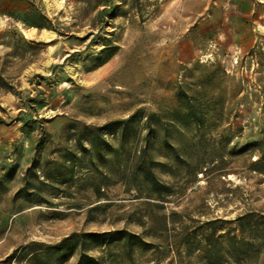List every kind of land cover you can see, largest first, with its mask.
Masks as SVG:
<instances>
[{
    "label": "rangeland",
    "instance_id": "obj_1",
    "mask_svg": "<svg viewBox=\"0 0 264 264\" xmlns=\"http://www.w3.org/2000/svg\"><path fill=\"white\" fill-rule=\"evenodd\" d=\"M264 264V0H0V264Z\"/></svg>",
    "mask_w": 264,
    "mask_h": 264
},
{
    "label": "trees",
    "instance_id": "obj_2",
    "mask_svg": "<svg viewBox=\"0 0 264 264\" xmlns=\"http://www.w3.org/2000/svg\"><path fill=\"white\" fill-rule=\"evenodd\" d=\"M84 260L81 259L77 262V264H83ZM88 264H100L95 258L89 257Z\"/></svg>",
    "mask_w": 264,
    "mask_h": 264
}]
</instances>
